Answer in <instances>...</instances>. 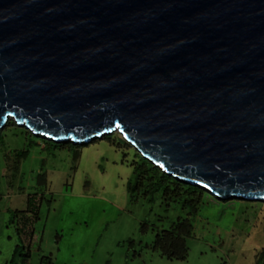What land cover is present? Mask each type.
<instances>
[{"label":"water","instance_id":"water-1","mask_svg":"<svg viewBox=\"0 0 264 264\" xmlns=\"http://www.w3.org/2000/svg\"><path fill=\"white\" fill-rule=\"evenodd\" d=\"M121 134L222 201L264 203V0H0V134Z\"/></svg>","mask_w":264,"mask_h":264},{"label":"rangeland","instance_id":"rangeland-1","mask_svg":"<svg viewBox=\"0 0 264 264\" xmlns=\"http://www.w3.org/2000/svg\"><path fill=\"white\" fill-rule=\"evenodd\" d=\"M15 123L3 130L0 149V264H12L22 244L12 219L28 210L31 196L41 203L40 220L28 243L32 256L18 264H258L264 203L207 196L192 218L188 260L172 261L154 250L157 234L187 214L176 206L168 211L160 196L154 204L132 201L137 153L114 143L121 134L58 147ZM19 151H29L20 164Z\"/></svg>","mask_w":264,"mask_h":264},{"label":"trees","instance_id":"trees-1","mask_svg":"<svg viewBox=\"0 0 264 264\" xmlns=\"http://www.w3.org/2000/svg\"><path fill=\"white\" fill-rule=\"evenodd\" d=\"M33 136L36 137L35 135ZM105 139L113 141V137H107ZM114 143L120 148L125 147L127 149H134L137 153V161L133 164L136 169V177L129 184V191L133 202L146 200L154 204L158 201V197L160 196L168 211L172 206H176L177 209L180 208L187 214V217H179L174 221L170 229L158 231L154 250L172 261L188 260L190 255L189 239L193 236L195 230L192 218L200 213L207 196L216 198L221 202L225 201L220 200L218 197L203 188L186 184L165 173L161 168L146 159L123 137L119 139V141H114ZM55 144L58 147L64 146V144ZM4 145V133H1L0 149ZM76 154L78 157L79 152ZM28 155L29 151H19L17 155L18 163L20 164L26 157H28ZM39 182L41 185L46 184L47 177L41 175ZM232 200L238 201L237 199ZM40 205L41 203L38 197L31 196L29 200V208L26 212H14L12 223L16 224L18 227L17 231L22 244L16 249L12 264H18L20 259L26 258L27 260L32 256L28 243L34 238L35 224L40 220ZM148 230L149 225H144L143 231L147 232ZM131 244L134 245L135 243L131 241ZM46 260L49 259L44 258L43 262H46ZM258 264H264V251L260 256Z\"/></svg>","mask_w":264,"mask_h":264},{"label":"crops","instance_id":"crops-1","mask_svg":"<svg viewBox=\"0 0 264 264\" xmlns=\"http://www.w3.org/2000/svg\"><path fill=\"white\" fill-rule=\"evenodd\" d=\"M31 253H32V251H31ZM52 263H53V261H52Z\"/></svg>","mask_w":264,"mask_h":264}]
</instances>
